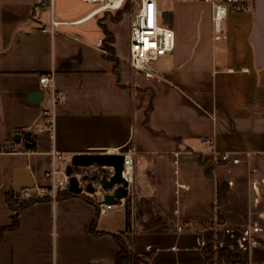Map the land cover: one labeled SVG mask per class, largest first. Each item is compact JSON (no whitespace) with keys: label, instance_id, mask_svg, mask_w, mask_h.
<instances>
[{"label":"crops","instance_id":"obj_1","mask_svg":"<svg viewBox=\"0 0 264 264\" xmlns=\"http://www.w3.org/2000/svg\"><path fill=\"white\" fill-rule=\"evenodd\" d=\"M41 1L0 0V228L12 224L14 172L27 170L35 190L47 186L52 146L132 150L133 187L106 215L83 194L22 209L0 240V264H116L112 234L121 232L149 264H205L212 230L244 264H264V224L252 231L264 214V0L231 9L220 40L210 3L157 0L175 48L152 74L129 63V9L92 14L84 0ZM105 30L117 61L102 48ZM43 76L59 95L53 134ZM224 153L240 162H223ZM218 182L229 184L221 220Z\"/></svg>","mask_w":264,"mask_h":264},{"label":"built area","instance_id":"obj_2","mask_svg":"<svg viewBox=\"0 0 264 264\" xmlns=\"http://www.w3.org/2000/svg\"><path fill=\"white\" fill-rule=\"evenodd\" d=\"M96 5L92 14L105 11H114L123 9L126 5L133 6V12L130 20L129 30V63L137 70H142L147 73H156L155 62L167 54L171 53L175 48V31L172 27L161 23L160 19L163 13L158 8L157 0H117V4H110L112 0H104L103 2L88 1ZM202 1L210 3L213 8V31L214 39L220 40L225 36V22L233 8L241 7L246 0H191ZM54 0H42L41 6L49 8L53 7ZM109 6H106L108 5ZM58 22L52 20V31H55ZM41 85L48 90L50 96V109L46 110L47 115V129L51 134L54 131L55 113L54 108L58 102L59 95L54 86L52 77L43 76L40 78ZM207 144H212V140L206 141ZM106 153L124 154V171L123 174L129 182V195L132 191L133 184V152L132 150H123L116 148L113 152L106 151ZM50 168L45 172V178L48 185L44 187L24 189L18 194L20 200H30L32 198L49 197L53 202L59 198L61 193L70 191V180L74 176L78 179L79 186L83 188L81 194L89 195L97 201L98 213L106 215L114 205L107 203H98L97 196L106 192L101 183L102 175L88 176L87 172H79V169H88L90 167H74L71 159L72 155L66 152L59 151L54 146L49 151ZM221 160L227 162L231 160L234 163L240 162L238 158H230L227 153L221 154ZM63 165V166H62ZM72 166L73 171L69 174L68 167ZM93 167V166H91ZM96 171L99 167L95 166ZM114 168H107L108 176L113 174ZM88 184H92L94 192L87 190ZM185 187V186H182ZM254 233L261 231V227L255 225L252 228Z\"/></svg>","mask_w":264,"mask_h":264},{"label":"trees","instance_id":"obj_3","mask_svg":"<svg viewBox=\"0 0 264 264\" xmlns=\"http://www.w3.org/2000/svg\"><path fill=\"white\" fill-rule=\"evenodd\" d=\"M106 38L102 43V48L106 51L107 56L110 60L117 61L116 52L112 43L114 42L113 36L107 31ZM208 174L212 175V171L208 170ZM229 184L227 182L217 183V198L215 203L217 217L221 220L222 216L219 212V207L223 205L228 198ZM80 195V194H78ZM77 194L69 192H63L58 199L69 198L73 196H78ZM86 197V196H85ZM48 197H39L32 198L30 200H20L14 192H10L6 197V206L9 210L10 217L12 219V224L10 226H4L0 228V240L2 239L4 233L10 230H16L20 225L19 213L22 209L27 208L31 205H34L39 202L48 201ZM86 199L93 203L94 201L86 197ZM129 213V212H128ZM156 221H151L147 225V229H151L155 226ZM129 226V221H128ZM92 232L96 235L100 233L95 229V224L91 228ZM120 247L119 253L116 257V264H149L148 258L142 255H138L133 252L131 242L125 232L114 233L112 234ZM220 236V232L208 231L204 235L205 245L203 247V254L205 257V264H216V263H225V264H244L242 257L233 252L228 246L220 247L216 244Z\"/></svg>","mask_w":264,"mask_h":264},{"label":"water","instance_id":"obj_4","mask_svg":"<svg viewBox=\"0 0 264 264\" xmlns=\"http://www.w3.org/2000/svg\"><path fill=\"white\" fill-rule=\"evenodd\" d=\"M15 138L19 139L18 136ZM124 154L118 153H83L72 155V165L74 167H91L97 166L102 169L101 183L106 191L102 195L97 196L98 203H107L115 206H121L129 195V182L125 178L124 171ZM113 167L114 171L111 176L107 174V168ZM73 171L72 166L68 167V173ZM27 170L18 169L14 172L13 190L16 194L24 189L34 188ZM87 190L93 193L94 187L88 184ZM70 191L74 194H81L83 188L79 186L78 179L74 176L70 180Z\"/></svg>","mask_w":264,"mask_h":264},{"label":"rangeland","instance_id":"obj_5","mask_svg":"<svg viewBox=\"0 0 264 264\" xmlns=\"http://www.w3.org/2000/svg\"><path fill=\"white\" fill-rule=\"evenodd\" d=\"M124 10H128L129 9V13H130V20H131V14H132V12H133V6H131L130 4H128V5H126L124 8H123ZM123 9H120L121 11L123 10ZM110 12H114V13H118V12H120L119 10H114V11H110ZM130 55V54H129ZM95 168V166H93V167H90V168H88V169H84V168H80L79 169V172H87L88 174V176L90 177V176H93V177H96V176H100V175H102L103 174V172H102V169L101 168H99L97 171L94 169ZM263 182V181H262ZM262 186H264V184L262 183ZM133 187V186H132ZM134 189V188H133ZM264 192V191H263ZM83 195H85V194H83ZM134 195H135V197H136V191L134 190ZM85 196H88L89 198H91L93 201H94V198L93 197H90L89 195H85ZM136 201V200H135ZM116 206L114 205L113 207H112V209L110 210V212H113L114 210H116ZM253 219H254V221L256 222V224L258 225V226H260V227H262L263 226V220H264V214L263 213H257L254 217H253ZM212 232H216V231H214V230H212ZM130 240V239H129ZM141 264H144V263H141Z\"/></svg>","mask_w":264,"mask_h":264},{"label":"bare ground","instance_id":"obj_6","mask_svg":"<svg viewBox=\"0 0 264 264\" xmlns=\"http://www.w3.org/2000/svg\"><path fill=\"white\" fill-rule=\"evenodd\" d=\"M88 1H98V2H103L104 0H88ZM117 3H118L117 0H112V2H111L110 4H117ZM106 6H109V4L106 5Z\"/></svg>","mask_w":264,"mask_h":264}]
</instances>
